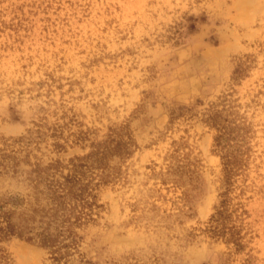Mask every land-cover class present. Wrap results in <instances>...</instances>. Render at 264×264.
<instances>
[{"label": "rangeland", "instance_id": "1", "mask_svg": "<svg viewBox=\"0 0 264 264\" xmlns=\"http://www.w3.org/2000/svg\"><path fill=\"white\" fill-rule=\"evenodd\" d=\"M212 106L246 127L225 206ZM4 154L19 165H0V198L26 162L86 185L76 231L93 261L264 264V0H0ZM223 208L238 240L210 229ZM0 247L50 262L22 237Z\"/></svg>", "mask_w": 264, "mask_h": 264}, {"label": "trees", "instance_id": "2", "mask_svg": "<svg viewBox=\"0 0 264 264\" xmlns=\"http://www.w3.org/2000/svg\"><path fill=\"white\" fill-rule=\"evenodd\" d=\"M227 110L225 107L220 109L218 106H212L204 119L216 129L215 145L222 154L226 185V191L221 194L224 195L222 206L229 200L226 193L242 165L245 153V124L227 117L224 114ZM114 133L120 134V131ZM105 155L94 154L98 159ZM7 161H11L13 166L19 165L15 157L9 154H4L0 165L3 168L8 167ZM26 163L29 168L24 172V180H18L22 190L9 191L4 198H0V240L18 236L35 241L47 250L49 264H76L75 261L77 264H101L78 252L80 236L76 228L82 225L83 218H90L87 210L92 206L88 200L91 194L86 185H82L76 174H63L58 161L47 164ZM12 171L17 173L14 167ZM229 217L231 214L227 209L218 210L210 229L222 235L229 231L230 237L238 240L235 236L236 228L224 224V220ZM237 244L241 245L240 242ZM75 254L78 259H75ZM0 264H11V258L2 247Z\"/></svg>", "mask_w": 264, "mask_h": 264}]
</instances>
